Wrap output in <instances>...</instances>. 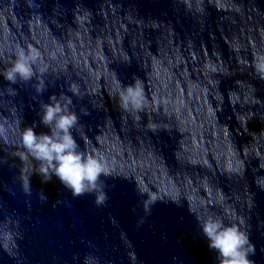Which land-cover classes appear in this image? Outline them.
<instances>
[{
    "label": "clouds",
    "instance_id": "9594fccd",
    "mask_svg": "<svg viewBox=\"0 0 264 264\" xmlns=\"http://www.w3.org/2000/svg\"><path fill=\"white\" fill-rule=\"evenodd\" d=\"M33 62L34 58L20 49L16 59L5 70V79L13 84L18 81H30L33 77ZM260 71H264V68ZM37 91L40 92L42 89L38 88ZM142 97L141 82L135 80L133 84L127 85L119 92L118 101L120 106L127 110L129 106L139 108ZM70 104V99L63 104L58 101L41 104L39 123L49 131L37 133L36 125L24 128L23 146L40 162L36 173L41 176L42 183L50 182L55 176L71 192L72 197L91 194L95 197V205L102 207L109 199L105 191L106 179L117 176L101 158L81 150L73 136V129L79 131L80 118L75 111L69 109ZM83 114L88 115L86 111ZM137 192L140 196L146 197L142 201V206L144 212L150 214L151 206L156 203L154 195L141 189H137ZM42 199L46 200L47 196L43 195ZM197 223L207 241L208 250L215 253V264H254L250 257L255 255V246L239 224L225 223L224 218L214 215L197 217ZM89 258L98 264V259L92 255L85 257L84 264H87Z\"/></svg>",
    "mask_w": 264,
    "mask_h": 264
}]
</instances>
